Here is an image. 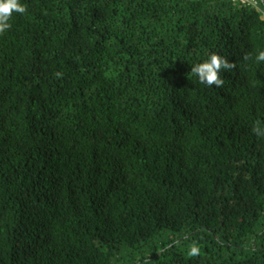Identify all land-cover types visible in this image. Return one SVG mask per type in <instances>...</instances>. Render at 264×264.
<instances>
[{"label": "trees", "instance_id": "trees-1", "mask_svg": "<svg viewBox=\"0 0 264 264\" xmlns=\"http://www.w3.org/2000/svg\"><path fill=\"white\" fill-rule=\"evenodd\" d=\"M21 3L0 34V264H264V62L242 59L264 0ZM211 53L236 63L220 88L191 73Z\"/></svg>", "mask_w": 264, "mask_h": 264}, {"label": "clouds", "instance_id": "clouds-1", "mask_svg": "<svg viewBox=\"0 0 264 264\" xmlns=\"http://www.w3.org/2000/svg\"><path fill=\"white\" fill-rule=\"evenodd\" d=\"M27 6L21 3V0H0V34L5 33L11 28L10 20L14 13L24 14ZM244 61L255 60L256 63L264 62V50L257 52L253 58L252 53H245ZM236 68V63H230L228 58L217 53H211L207 59L198 62L191 67V73L194 74L201 84L206 86L223 87L225 81L221 76L223 71L231 72ZM58 78L62 73L55 74ZM252 132L258 138H264V120H256L252 126ZM190 255L198 254V248L193 244Z\"/></svg>", "mask_w": 264, "mask_h": 264}, {"label": "built area", "instance_id": "built-area-1", "mask_svg": "<svg viewBox=\"0 0 264 264\" xmlns=\"http://www.w3.org/2000/svg\"><path fill=\"white\" fill-rule=\"evenodd\" d=\"M234 4H239L243 6H247L250 8H254L257 11H261L260 8V0H230ZM262 16L264 17V13L262 12Z\"/></svg>", "mask_w": 264, "mask_h": 264}, {"label": "water", "instance_id": "water-1", "mask_svg": "<svg viewBox=\"0 0 264 264\" xmlns=\"http://www.w3.org/2000/svg\"><path fill=\"white\" fill-rule=\"evenodd\" d=\"M263 2V0H261Z\"/></svg>", "mask_w": 264, "mask_h": 264}]
</instances>
